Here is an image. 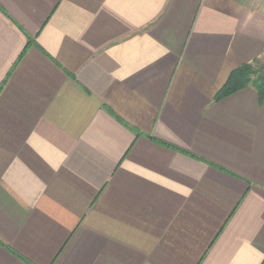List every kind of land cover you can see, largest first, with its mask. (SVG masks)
<instances>
[{
    "label": "crops",
    "instance_id": "obj_1",
    "mask_svg": "<svg viewBox=\"0 0 264 264\" xmlns=\"http://www.w3.org/2000/svg\"><path fill=\"white\" fill-rule=\"evenodd\" d=\"M264 0H0V264H264Z\"/></svg>",
    "mask_w": 264,
    "mask_h": 264
},
{
    "label": "trees",
    "instance_id": "obj_2",
    "mask_svg": "<svg viewBox=\"0 0 264 264\" xmlns=\"http://www.w3.org/2000/svg\"><path fill=\"white\" fill-rule=\"evenodd\" d=\"M248 87H254L259 94L260 102L264 101V62L257 60L235 69L215 99H223Z\"/></svg>",
    "mask_w": 264,
    "mask_h": 264
}]
</instances>
